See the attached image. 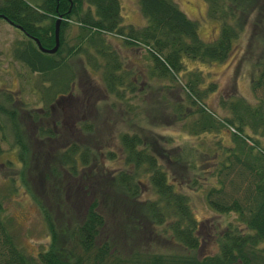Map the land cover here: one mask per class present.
<instances>
[{
    "label": "trees",
    "instance_id": "1",
    "mask_svg": "<svg viewBox=\"0 0 264 264\" xmlns=\"http://www.w3.org/2000/svg\"><path fill=\"white\" fill-rule=\"evenodd\" d=\"M136 2L145 18L140 25L121 22L119 0H0V17L20 27L23 37L14 40L11 55L28 70L36 71L41 81H48L41 85L44 101L69 89L75 66L70 56L80 47L89 65L99 69L107 91L119 95L124 88L128 90L126 85L134 86L135 75H127L130 71L123 67L114 46L126 44L141 48L148 59V74L171 80V84L165 83L173 91L171 109L188 132L218 131L223 126L227 140L218 136V141L194 146L197 153L164 151L157 156L143 137L123 130L118 133L123 166L111 173L94 172L89 166L86 170L94 158L90 146L80 143L76 135L67 134L68 143L50 147L49 138L57 135L51 127L42 122H19L15 117L19 112L0 101V139L8 122L17 149L20 181L49 231L48 244L34 254L27 253L15 242L0 198V264H264V0H206L207 15L219 20L216 36L206 41L199 38L195 20L174 0ZM56 15H60L56 48L41 51L32 37L41 46H51ZM250 15L248 49H257L249 76L254 100L231 96L223 102L224 112L217 115L203 103L206 89L199 82L201 73L184 70L183 56L203 61L223 58L237 35L239 20ZM72 25L73 39L66 42L67 28ZM175 82L179 86L172 84ZM1 95L0 99L9 100L5 93ZM182 106L188 110H180ZM25 132L33 139L27 141ZM38 138L46 139L45 146L36 144L34 139ZM209 152L208 164L202 165L203 154ZM107 154L112 153L108 150ZM159 156L171 167V178ZM43 163L47 170L42 177L48 187L58 189L62 182L61 191L35 193L32 179L31 184L27 182L25 169L34 168L35 177L39 172L36 168ZM78 164L82 165L79 170ZM179 167L187 177L175 180L173 173ZM137 171L147 179L149 194L143 197ZM69 176L78 180L73 186L66 182ZM83 178L86 184L82 190L89 196L81 208L74 197ZM200 184L209 208L234 215V220L227 219L214 230L215 248L204 253H199L198 220L182 187Z\"/></svg>",
    "mask_w": 264,
    "mask_h": 264
},
{
    "label": "rangeland",
    "instance_id": "2",
    "mask_svg": "<svg viewBox=\"0 0 264 264\" xmlns=\"http://www.w3.org/2000/svg\"><path fill=\"white\" fill-rule=\"evenodd\" d=\"M174 1L187 16L195 20L197 34L200 39L206 41L216 36L219 20L217 21L216 18L207 15L206 0ZM119 5L122 23L131 22L137 25L144 23L145 18L140 13L136 0H119ZM251 19L252 16L250 15L248 18L239 20L240 27L237 35L233 38L232 45L223 58L203 61L183 56L184 70H197L201 73V81L199 82L206 89L202 96L203 103L217 115L224 112L223 102L231 96H241L248 101L254 100V94L249 87V76L253 71L250 61L256 56L257 49L255 47V52L248 49L251 47V44H248L252 28ZM74 32V25L67 28L66 42L72 41ZM22 37L23 34L19 29L0 17V98L2 97L1 94L4 93L9 97L7 101H4V99H0V101L19 112L20 116L15 115L19 122H22V120L25 122L29 118L28 111L24 112L25 109L23 108L31 111V108L35 106H47V102L51 100L45 101L46 104H44L42 103L44 99H40L42 87L48 81L46 79L41 81L36 71L28 70L26 66L11 55L12 43L15 39ZM114 46L122 60L123 67L130 71L127 75L130 78L135 75L134 86L129 87L126 85L128 90L124 88L125 91H122L119 95L107 91L100 77L99 69H93L90 66V61L85 58L87 55L80 47V50L70 56L75 65L73 66V77L70 82L72 84L70 97H67L65 91H62L65 94L53 106L56 113L53 112L51 116L58 117L55 118V123L56 128H59L60 135L49 138L50 147L52 145L58 147L63 143H68L66 138L68 136L66 135L74 134L80 140V143L90 146V154L92 153L91 155L94 157L92 162L90 160L89 165H86V170L89 166L94 172L96 170L97 172L111 173L123 166V155L118 144V133L123 130L135 132L143 137L144 143L149 148L153 146V152L157 156L164 151L169 154H171V151L197 153L198 149L196 147L200 148L206 143L218 141L216 140L218 136L223 141L227 140L228 132L223 126H220L218 131H203L198 134L188 132V128L179 119L175 118L174 109H171V102L174 101L173 91L171 92L170 85L165 87V83L171 84V80L167 76L162 77L150 73L151 76L147 73L146 62L148 59L143 56L144 53L141 48L126 44L118 47L115 43ZM88 49L86 50L89 53L88 56H90L92 51L90 47ZM185 75L183 73L182 77ZM207 83L211 86H206ZM172 84L179 86L178 82ZM83 86H87L86 89L82 88ZM180 110L187 111L188 109L182 106ZM33 113L37 114L36 109L33 110ZM190 117L186 116L185 119ZM43 118L47 120L46 117ZM43 118L42 124L44 122L45 126ZM60 118L63 119L61 123H59ZM34 120L35 115L31 119V125ZM47 122L46 127H51L50 119ZM35 123L39 122L35 120ZM13 136L12 127L11 125L8 126V122H6L2 139H0L2 213L8 219L15 242L27 253L34 254L38 249L44 248L48 244L49 231L38 206L31 198L28 188L20 181V169L16 162L17 149ZM25 138L28 141V138L32 137H29L25 132ZM34 141L41 146H45L46 143L44 138L34 139ZM194 146L196 147L194 148ZM79 148L81 149L80 146ZM108 150L112 153L111 155L107 154ZM158 152L160 153L158 154ZM210 155V152L203 154L202 165L204 163L208 164L205 161ZM159 159L165 165L166 170L169 171V177L171 178V167L166 164L161 156H159ZM81 166V164H78L76 168L79 170L82 168ZM126 167L131 168L128 163H126ZM36 169L39 172L36 171L35 177L32 175L34 168L25 169L27 170V182L31 184L32 179V186L37 189L32 188L35 193H40L44 189V191L47 189L52 193L58 190L61 191L62 182L58 183L59 185L55 184L58 185V189H56L48 187L50 184L47 183L46 179H43L42 172L47 170L44 163L42 167L38 166ZM180 170L183 169L179 167L178 171H174L175 180L187 177L186 172L183 170V173H181ZM136 177H138L139 181L137 182H139V185H143L140 196L143 197L145 194H149L145 174L137 171ZM69 178L70 180L66 182L71 186L75 181H78L71 176ZM80 182L79 186L76 187L79 194L74 197V200L76 203L80 202L81 205L79 206L82 208L86 199L88 200L89 194L83 191L84 189L82 190L83 185L86 184L84 178ZM202 186L203 184H200L199 187L182 186L183 190H186L189 195L194 215L198 220V231L201 238L199 253L213 251L215 248L214 230L222 227L225 220H234L232 212H216L206 205L202 195ZM106 213L111 215L112 211L106 210ZM157 244L152 243L153 246H157Z\"/></svg>",
    "mask_w": 264,
    "mask_h": 264
},
{
    "label": "flooded vegetation",
    "instance_id": "3",
    "mask_svg": "<svg viewBox=\"0 0 264 264\" xmlns=\"http://www.w3.org/2000/svg\"><path fill=\"white\" fill-rule=\"evenodd\" d=\"M43 21H44V20H43ZM43 21H41V22H43ZM9 23H11V22H9ZM11 24H12L13 26H15L17 29H19V31H21V30H20V27H19L18 25L13 24V23H11ZM32 39H33V37H32ZM33 41H34V39H33ZM34 43H35V41H34ZM35 45H36V43H35ZM36 47H37V46H36ZM37 48H38V47H37ZM38 49H39V48H38ZM39 50H40V49H39ZM41 51H42V50H41ZM71 86H72V84H70L69 89L65 92L67 97H70V87H71ZM87 86H88V84H87ZM87 86H86V87H87ZM86 87L83 86L82 88L86 89ZM65 93L54 95V97H53L49 102H47V106H35V107H32V108H31L32 110L29 111V114L31 113V115H30V117L28 118V120H25V123H28V125L31 123V119H33V118H32V115H35V120H36L37 122H39V124H41V122L43 121L42 118H43V117H46L47 120H46L45 118H43L44 121H45V126H46L47 123H48L47 121L50 119L52 130H54V131L56 132L57 135H60L59 128H56V123H55V118H58V117H57V116H51V114H52L53 112L56 113V110L53 108V106H54L55 103H58V102H59V99H60ZM41 98H42V94H40V99H41ZM42 99H43V98H42ZM42 103L46 104L45 101H42ZM21 108H23V107H21ZM23 109H25L24 112H27V109H26V108H23ZM35 109H36V113H37V114L33 113V110H35ZM28 110H29V109H28ZM34 112H35V111H34ZM47 115H48V116H47ZM52 117H54V118H52ZM35 120H34V122H32V124L35 123ZM61 122H63V119H62V118L59 119V123H61ZM43 125H44V122H43ZM60 126H62V125H60ZM34 129H36V124H34ZM73 135H74V134H73Z\"/></svg>",
    "mask_w": 264,
    "mask_h": 264
},
{
    "label": "water",
    "instance_id": "4",
    "mask_svg": "<svg viewBox=\"0 0 264 264\" xmlns=\"http://www.w3.org/2000/svg\"><path fill=\"white\" fill-rule=\"evenodd\" d=\"M59 19H60V15H56V17L54 19V23H53V44L51 46H48V47L41 46L39 44L37 38L33 36V39H34V41L36 43V46L40 50L46 51V52H52L56 48V45H57V27H58Z\"/></svg>",
    "mask_w": 264,
    "mask_h": 264
}]
</instances>
